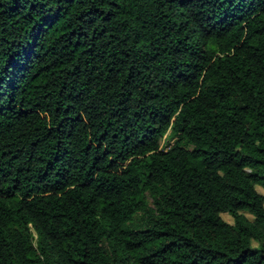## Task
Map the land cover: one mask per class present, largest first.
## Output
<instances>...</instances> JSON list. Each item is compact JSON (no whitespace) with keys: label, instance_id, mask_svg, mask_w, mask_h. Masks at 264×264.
Instances as JSON below:
<instances>
[{"label":"trees","instance_id":"trees-1","mask_svg":"<svg viewBox=\"0 0 264 264\" xmlns=\"http://www.w3.org/2000/svg\"><path fill=\"white\" fill-rule=\"evenodd\" d=\"M257 188L264 0H0V264H264Z\"/></svg>","mask_w":264,"mask_h":264},{"label":"rangeland","instance_id":"rangeland-1","mask_svg":"<svg viewBox=\"0 0 264 264\" xmlns=\"http://www.w3.org/2000/svg\"><path fill=\"white\" fill-rule=\"evenodd\" d=\"M166 141H167V140H165V141L163 142V140H162V146H163L164 148L169 147V146L171 145V143H172V141H169V140H168L167 142H166ZM166 143H167V146H166ZM168 145H169V146H168ZM257 190H258V193H260L261 195L264 196V191H263L262 189L257 188ZM147 202H148V205L151 206V204H152V200H151V198H150L149 196H147ZM221 217H222V219H223L225 222H227V223H229V224H232V223H233L232 218H231L230 216H228L227 214H223V215H221ZM139 222H140V214H137L136 216H134V218H133V220H132V223L138 225ZM32 240H33V244L35 245L36 240H37V235H36L34 232H32Z\"/></svg>","mask_w":264,"mask_h":264},{"label":"built area","instance_id":"built-area-1","mask_svg":"<svg viewBox=\"0 0 264 264\" xmlns=\"http://www.w3.org/2000/svg\"><path fill=\"white\" fill-rule=\"evenodd\" d=\"M166 139L165 138H163V142L165 141ZM167 142V141H166ZM168 149V147L167 148H165V150H167Z\"/></svg>","mask_w":264,"mask_h":264}]
</instances>
